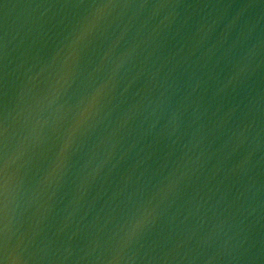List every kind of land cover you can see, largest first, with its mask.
<instances>
[{
  "label": "water",
  "instance_id": "water-1",
  "mask_svg": "<svg viewBox=\"0 0 264 264\" xmlns=\"http://www.w3.org/2000/svg\"><path fill=\"white\" fill-rule=\"evenodd\" d=\"M0 264H264V0H0Z\"/></svg>",
  "mask_w": 264,
  "mask_h": 264
}]
</instances>
